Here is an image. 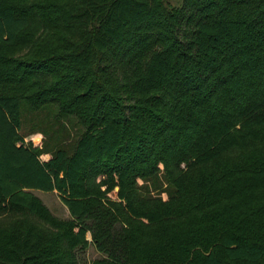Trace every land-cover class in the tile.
I'll return each mask as SVG.
<instances>
[{
  "label": "trees",
  "instance_id": "1",
  "mask_svg": "<svg viewBox=\"0 0 264 264\" xmlns=\"http://www.w3.org/2000/svg\"><path fill=\"white\" fill-rule=\"evenodd\" d=\"M0 213V264H264V0H0Z\"/></svg>",
  "mask_w": 264,
  "mask_h": 264
},
{
  "label": "rangeland",
  "instance_id": "2",
  "mask_svg": "<svg viewBox=\"0 0 264 264\" xmlns=\"http://www.w3.org/2000/svg\"><path fill=\"white\" fill-rule=\"evenodd\" d=\"M166 2L171 5H179L183 0H166ZM23 107L22 132L25 134L26 139L35 138L39 141V144L44 149L43 156H48L56 145L62 143L70 144L74 137L81 132L82 125L78 118L75 115H59L57 113V107L54 105L34 109L25 103ZM158 180L155 179L156 184L159 183L157 182ZM160 180H162V176ZM148 184L153 186L151 181ZM34 191L56 215L61 217L69 216V210L60 199L56 190L34 189ZM17 217H19L17 214L8 215L0 213V221L2 222H11ZM88 235L90 236V233ZM101 255V252L91 243L86 249L78 250V264H92L94 259Z\"/></svg>",
  "mask_w": 264,
  "mask_h": 264
}]
</instances>
